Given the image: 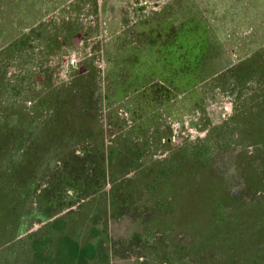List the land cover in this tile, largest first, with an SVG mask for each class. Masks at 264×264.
Masks as SVG:
<instances>
[{
    "label": "rangeland",
    "instance_id": "374dc122",
    "mask_svg": "<svg viewBox=\"0 0 264 264\" xmlns=\"http://www.w3.org/2000/svg\"><path fill=\"white\" fill-rule=\"evenodd\" d=\"M180 10L210 32L174 31ZM199 57L216 74L197 84ZM67 151L95 155L89 188L47 186ZM131 174L143 214L112 206L113 183ZM262 174L264 0H0V264H203L187 252L210 239L214 259L255 246L262 264L264 185L229 192ZM202 177L227 187L210 192ZM36 186L63 206L31 225L17 210ZM220 194L208 237L197 214Z\"/></svg>",
    "mask_w": 264,
    "mask_h": 264
},
{
    "label": "trees",
    "instance_id": "16d2710c",
    "mask_svg": "<svg viewBox=\"0 0 264 264\" xmlns=\"http://www.w3.org/2000/svg\"><path fill=\"white\" fill-rule=\"evenodd\" d=\"M193 10V9H192ZM193 11L191 10H180V13L175 14V16L173 17L175 19V26L174 31H183L186 30L190 27H193L195 29H201V31H203L204 33L206 32H210L209 28H206L207 26H205L204 23H202L204 20H200V19H195L194 16L191 14ZM178 15V16H177ZM255 23H253L254 26ZM254 31V30H253ZM210 35V34H209ZM210 37H213L212 35H210ZM218 47H220V44L218 43V41H216L214 43V50L215 49H219ZM16 48V44L10 45V49H12V52L15 53ZM10 49H8L10 51ZM16 54V53H15ZM203 53L200 55L202 56ZM196 63H198L199 65H196V70L194 72V76L197 78L195 83H201L202 81H204L205 79H207L209 76L216 74V68L213 67V65H207L205 61H203L202 57L198 58V61H196ZM191 85V84H190ZM192 86V85H191ZM245 144H247V142L244 141ZM82 155H76V153L74 151H67L66 155H64L63 157H61L60 160V166L59 168L55 169V173H48L49 179H47L48 181L47 186H49L50 189L52 190H59L63 186H70V182H79V183H83L84 184V188H89L91 186V181L93 180V176L89 175V171L91 170L89 168L90 165L94 164V159H95V155L89 153L88 151H82ZM94 166V165H93ZM96 168V167H95ZM10 172V176L7 177H13V173H14V168H9L8 169ZM52 173V174H51ZM258 175V174H256ZM263 175V174H262ZM264 176V175H263ZM130 177V178H128ZM137 177L140 176H136L134 174H131L129 176H126L124 179L121 178L119 180V182L117 181L116 183H118V185H115L113 183V192L111 195V198L113 200L112 202V206L114 204V198H115V209L114 210H118L119 208H132L135 212L143 214L144 210L146 209L147 205L146 203H141L140 201V196L136 195L135 192L137 190H139V188H141L143 190V188L141 187V181H139L137 179ZM141 177H143V175H141ZM250 178V179H249ZM244 182L241 183L240 186H234L231 187L229 186V189L232 191L233 193V197H245V196H250L251 194H253L256 190H258L259 188H261L262 185V177H243ZM166 181H172L173 185L181 188L183 190V192H186V187L184 188V182L181 181L182 177H166L165 178ZM218 182L220 184H218V191L222 192L224 190V188H226L224 186V183L221 179V177H202L201 179L198 180L197 184L200 185H205L209 187V191L210 192H214L216 184H211L212 182ZM47 187H43L40 188V186H36L35 187V201H34V205H32V203L28 204V209L26 206V199L24 193H22V197L20 199L19 204H25L22 209L17 210L18 216L23 217L24 219H26L25 222L29 221L28 224H31L34 222L33 219H35L36 222H42L43 219L41 218L44 217L45 220L50 219L55 217L61 210L60 207L63 206L62 202H59V208L57 209H51V204L56 203L58 201H56V199H53L54 195H51V193L46 189ZM83 188V189H84ZM189 188V187H188ZM193 188V187H192ZM211 188V189H210ZM83 189H81V192H83ZM137 189V190H136ZM217 189V187H216ZM141 192V191H140ZM228 192V191H227ZM235 192V193H234ZM137 193V192H136ZM142 194V193H141ZM229 194V193H228ZM230 195V194H229ZM221 196L220 195H213L211 197V201L204 207V209L202 211H198L199 213L197 214V219L199 220L200 217L203 215L204 217L207 216L208 219L203 220L201 223H199V225L196 222V226L195 227H199V226H206V228L208 229L207 231H205L204 233H208V237L210 236V232L211 229L215 228V221L219 220V214H218V208L220 206H222V202H218L217 201V197ZM28 197V196H27ZM8 198H13V196L9 195ZM46 205V209L44 207L41 206V204ZM50 203V207H47V204ZM222 205H221V204ZM245 204V203H244ZM244 204L242 203L237 204V206L239 207V209L243 208ZM31 205V206H30ZM216 208L214 215L211 214V207ZM226 206V205H224ZM228 206H231L228 203ZM227 207V206H226ZM235 206H233V210H234ZM211 215L213 216L211 218ZM249 219V217H248ZM18 220V219H17ZM249 220H252V218H250ZM248 220V221H249ZM33 221V222H32ZM30 225V226H31ZM204 228V227H203ZM56 229V228H55ZM24 229H20L19 227L17 229H15L12 233V236L10 237V239H15V236L19 235L21 233V231H23ZM19 232V233H18ZM264 232V230L262 231V233ZM56 233V231H55ZM264 235V234H263ZM51 239H48L46 241H41L40 243H34V248H36L37 252L39 254L45 252V256H47L48 254H50V250L47 249V245H49ZM53 241V240H52ZM204 241V239H203ZM211 241V239H210ZM209 241V242H210ZM207 244H206V243ZM204 244L206 247H203L204 249H202V251H204L205 253L201 252V250H198L195 248V245L191 243V246H189V250L187 252V256L189 259L193 260L194 262H204L203 264H260L261 261H259V257L257 254L258 249H254L255 246H250V245H254V243L249 244L248 249L246 250L247 254L244 256V254L240 257L241 255H238L239 253H232L231 256H229L225 261H219V259L217 258H213L212 256H210V254L212 253L211 251V246L210 243L207 241H205ZM130 243V242H129ZM69 245V244H67ZM122 246H128L127 243H122ZM54 255L59 256L58 258L61 257V252H60V246L52 248ZM49 252V253H48ZM261 252H264V250H262ZM36 254V252H35ZM60 254V255H59ZM86 254V253H85ZM257 254V256H256ZM264 254V253H263ZM37 255V254H36ZM262 255V254H261ZM222 256V255H220ZM202 264V263H200ZM262 264H264V260H262Z\"/></svg>",
    "mask_w": 264,
    "mask_h": 264
}]
</instances>
